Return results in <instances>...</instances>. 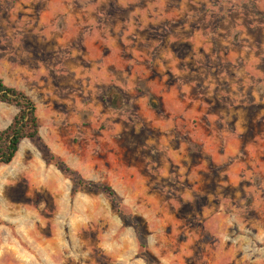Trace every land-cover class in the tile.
Here are the masks:
<instances>
[{
	"label": "rangeland",
	"instance_id": "obj_1",
	"mask_svg": "<svg viewBox=\"0 0 264 264\" xmlns=\"http://www.w3.org/2000/svg\"><path fill=\"white\" fill-rule=\"evenodd\" d=\"M0 78V264H264V0H0Z\"/></svg>",
	"mask_w": 264,
	"mask_h": 264
},
{
	"label": "trees",
	"instance_id": "obj_2",
	"mask_svg": "<svg viewBox=\"0 0 264 264\" xmlns=\"http://www.w3.org/2000/svg\"><path fill=\"white\" fill-rule=\"evenodd\" d=\"M0 102L15 106L18 111L15 114L12 122L2 131H0V165H9L15 159L21 143L26 139H36L40 133V121L38 116V107L36 102L24 91L8 85L4 79L0 78ZM45 158L48 163H53L64 174L72 178L74 189H89L93 188L92 183H87L81 178L76 177L73 169L63 160L53 154L47 148ZM99 188L112 198L116 204L118 211L124 212L121 203L116 197V193L111 186L101 185ZM2 220L0 218V226ZM144 248L145 245L142 244ZM145 256V255H144ZM150 256L147 260L149 264H155L150 261Z\"/></svg>",
	"mask_w": 264,
	"mask_h": 264
}]
</instances>
